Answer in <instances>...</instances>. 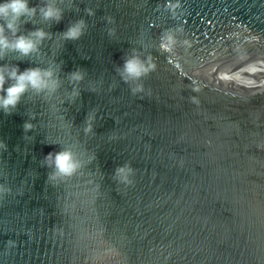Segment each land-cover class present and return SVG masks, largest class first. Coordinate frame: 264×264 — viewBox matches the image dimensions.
I'll return each mask as SVG.
<instances>
[{
	"label": "water",
	"instance_id": "95a60500",
	"mask_svg": "<svg viewBox=\"0 0 264 264\" xmlns=\"http://www.w3.org/2000/svg\"><path fill=\"white\" fill-rule=\"evenodd\" d=\"M29 7L8 39L48 35L0 65L59 87L0 108V264H264V0ZM134 56L154 67L125 79Z\"/></svg>",
	"mask_w": 264,
	"mask_h": 264
},
{
	"label": "clouds",
	"instance_id": "9594fccd",
	"mask_svg": "<svg viewBox=\"0 0 264 264\" xmlns=\"http://www.w3.org/2000/svg\"><path fill=\"white\" fill-rule=\"evenodd\" d=\"M45 19L61 18V10L55 8L51 3L40 10ZM36 12L35 8L29 7V0H4L0 2V55L7 50L13 49L19 51L23 55H28L33 51L38 50L39 42L47 35L43 29H38L28 35H19L12 41L9 40L6 30H10L14 35L19 31L18 21L22 16H32ZM84 21L81 20L72 25L67 32L64 33L66 39H76L83 31ZM154 67L151 63L142 61L138 56H134L125 62L123 75L125 79L139 78L146 74ZM74 81H79L83 78L81 72L71 74ZM11 80L13 83L5 87L7 82ZM59 87V81L55 77L53 69L43 68H28L21 71L18 66L9 67L0 65V108L10 110L15 108L21 100L23 94L29 89L37 92L48 91L54 92ZM26 128H31V124H26ZM88 131L91 130L89 125ZM0 143V147H2ZM47 160L55 165L58 172L67 174L76 169L79 165L73 153L70 150L61 151L58 153H49ZM125 169H118V172H123Z\"/></svg>",
	"mask_w": 264,
	"mask_h": 264
}]
</instances>
